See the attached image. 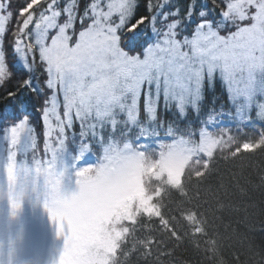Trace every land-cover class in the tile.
Listing matches in <instances>:
<instances>
[{
  "label": "snow or ice",
  "instance_id": "snow-or-ice-1",
  "mask_svg": "<svg viewBox=\"0 0 264 264\" xmlns=\"http://www.w3.org/2000/svg\"><path fill=\"white\" fill-rule=\"evenodd\" d=\"M15 4L0 0L10 215L25 202L46 210L55 254L44 264H171L182 238L150 235L155 210L123 161L162 125L264 123V0Z\"/></svg>",
  "mask_w": 264,
  "mask_h": 264
},
{
  "label": "trees",
  "instance_id": "trees-1",
  "mask_svg": "<svg viewBox=\"0 0 264 264\" xmlns=\"http://www.w3.org/2000/svg\"><path fill=\"white\" fill-rule=\"evenodd\" d=\"M217 136L212 153L196 168L197 163L190 164L179 184L157 180L159 194L152 191L156 211L150 213L156 231L150 235L175 243L172 235L180 234L171 264H264V252L255 255L264 237V144L240 148L264 137V123L231 124Z\"/></svg>",
  "mask_w": 264,
  "mask_h": 264
},
{
  "label": "rangeland",
  "instance_id": "rangeland-1",
  "mask_svg": "<svg viewBox=\"0 0 264 264\" xmlns=\"http://www.w3.org/2000/svg\"><path fill=\"white\" fill-rule=\"evenodd\" d=\"M241 123L254 124L230 120L225 116L222 122L217 118L215 123L199 125L196 129L193 123L162 125L160 130L152 134L158 135L159 139L148 141L143 148H133L123 161L134 173V186L138 195L143 199L146 194L152 202V191L156 192L157 180L173 186L179 184L190 164L197 163L194 166L196 168L201 165L202 157L212 153L219 142L220 136L217 135L223 132L225 126ZM197 133L198 139L194 140ZM261 140L264 137L255 144L243 142L240 148L251 149ZM158 194L159 190L155 195ZM151 207L156 211L153 203ZM10 254L13 264H44L55 254V247L46 210L43 207L33 208L25 202L23 210L12 217L7 193H4L0 194V258L7 260Z\"/></svg>",
  "mask_w": 264,
  "mask_h": 264
}]
</instances>
